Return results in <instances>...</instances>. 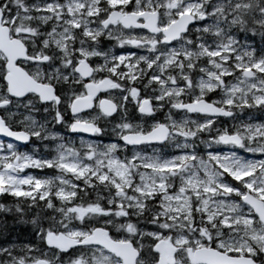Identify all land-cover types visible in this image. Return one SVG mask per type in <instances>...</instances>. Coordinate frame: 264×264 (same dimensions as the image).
Here are the masks:
<instances>
[{"label": "snow or ice", "instance_id": "obj_1", "mask_svg": "<svg viewBox=\"0 0 264 264\" xmlns=\"http://www.w3.org/2000/svg\"><path fill=\"white\" fill-rule=\"evenodd\" d=\"M0 264H264V0H0Z\"/></svg>", "mask_w": 264, "mask_h": 264}]
</instances>
